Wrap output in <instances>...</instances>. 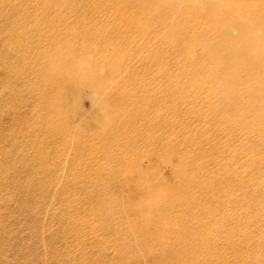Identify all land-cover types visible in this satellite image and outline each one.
Segmentation results:
<instances>
[{"label": "rangeland", "instance_id": "1", "mask_svg": "<svg viewBox=\"0 0 264 264\" xmlns=\"http://www.w3.org/2000/svg\"><path fill=\"white\" fill-rule=\"evenodd\" d=\"M173 1L0 0V264H264V70Z\"/></svg>", "mask_w": 264, "mask_h": 264}, {"label": "bare ground", "instance_id": "2", "mask_svg": "<svg viewBox=\"0 0 264 264\" xmlns=\"http://www.w3.org/2000/svg\"><path fill=\"white\" fill-rule=\"evenodd\" d=\"M147 1L161 0H144V3ZM111 2V8L120 5ZM169 7L173 14H165L162 22L165 32L181 27L176 40L170 43L191 45L201 41L203 36L199 34L205 33L209 40L206 42L216 48L241 44L257 51L258 65L264 70V0H174ZM124 21L135 26L140 23L135 14ZM169 40L163 41L169 43ZM208 212L213 214L215 209ZM158 229L161 240H166L163 226Z\"/></svg>", "mask_w": 264, "mask_h": 264}]
</instances>
